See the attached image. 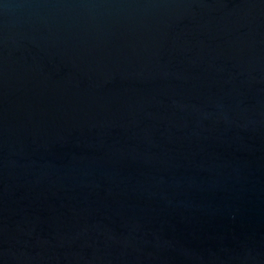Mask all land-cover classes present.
<instances>
[{"label": "water", "instance_id": "1", "mask_svg": "<svg viewBox=\"0 0 264 264\" xmlns=\"http://www.w3.org/2000/svg\"><path fill=\"white\" fill-rule=\"evenodd\" d=\"M0 264H264V0H0Z\"/></svg>", "mask_w": 264, "mask_h": 264}]
</instances>
